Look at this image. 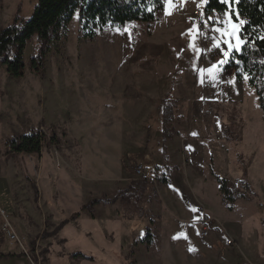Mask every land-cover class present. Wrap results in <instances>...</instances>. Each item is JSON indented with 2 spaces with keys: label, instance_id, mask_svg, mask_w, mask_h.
<instances>
[{
  "label": "rangeland",
  "instance_id": "374dc122",
  "mask_svg": "<svg viewBox=\"0 0 264 264\" xmlns=\"http://www.w3.org/2000/svg\"><path fill=\"white\" fill-rule=\"evenodd\" d=\"M36 1L0 0V30L15 16L27 20ZM204 6L205 0H165L158 21L108 24L92 39L82 37L75 12L65 35L50 44L42 77L28 65L35 38L25 46L22 77H10L0 65V208L18 237L0 234L4 252L22 255L27 264H125L129 246L148 227L154 241L137 245L136 264H199L200 245L221 247L229 224L240 241L233 239L232 253L218 252L219 259L264 264V118L245 79L236 81L233 69L222 65L221 74L209 67L239 48L241 19L207 15ZM233 24L235 34L225 35ZM167 93L176 100L175 134L163 151L161 101ZM36 131L57 136V143L8 152V139ZM163 165L179 167L168 184L153 179L157 197L146 193L136 212L119 200L96 205L93 216L81 210L89 200L113 198L132 179L154 178ZM139 167L144 172L138 174ZM217 178L250 199L226 205ZM246 182L250 190L243 188ZM184 184L218 226L208 237L198 233L200 218L190 219ZM122 211L132 218L123 219ZM145 212L157 216L154 226ZM75 252L93 262L72 257Z\"/></svg>",
  "mask_w": 264,
  "mask_h": 264
},
{
  "label": "trees",
  "instance_id": "16d2710c",
  "mask_svg": "<svg viewBox=\"0 0 264 264\" xmlns=\"http://www.w3.org/2000/svg\"><path fill=\"white\" fill-rule=\"evenodd\" d=\"M165 8V0H37L30 17L27 20H19L16 16L11 24L0 30V65L5 66L10 77L20 78L24 75L23 54L26 44L35 38L38 44V52L28 60L29 69L36 75L43 76L44 60L49 52L50 44L64 36L66 27L75 12L78 13L82 37L92 39L96 32L105 25H125L134 21L151 24L159 20ZM205 12L227 13L233 21H243L238 25L240 44L238 50L233 49L227 58L225 67L233 69L235 80H246L258 98V107L264 118V0H205ZM247 77V78H245ZM176 100L171 93H167L161 101V134L162 150L165 151V142L172 138L175 131L172 128L173 109ZM57 136L50 137L41 131L32 132L29 135H18L6 142L9 153L19 154L25 151L34 152L45 144H56ZM158 173L150 179H132L123 187L116 189L113 198L108 199L103 195L87 201L81 206L93 216L94 207L98 204H110L119 200L122 206L130 208V212L141 208L140 204L146 193L157 197L153 184L155 179L160 184H168L170 173L177 170L178 166L163 165L155 168ZM222 201L231 206L239 199L249 200L250 196L233 183L222 179H216ZM244 189L250 190L246 182ZM78 213L61 221L56 230L61 229ZM119 215L123 219L132 218L125 212ZM142 215V214H139ZM149 215L150 226H154L157 216L151 212ZM144 216V215H143ZM144 216V217H145ZM144 238L135 240L129 246L125 264H136L134 254L137 245L150 244L154 235L147 227ZM1 234V233H0ZM34 241L32 242V244ZM11 254H0L1 257H11ZM72 257L93 262V258L81 252L71 254ZM249 264V263H243Z\"/></svg>",
  "mask_w": 264,
  "mask_h": 264
},
{
  "label": "crops",
  "instance_id": "0c3cea01",
  "mask_svg": "<svg viewBox=\"0 0 264 264\" xmlns=\"http://www.w3.org/2000/svg\"><path fill=\"white\" fill-rule=\"evenodd\" d=\"M175 12H176V9H173L172 13H175ZM210 14H213V12H209L207 15H210ZM228 21L230 22L229 19H228ZM209 57H210V55H209ZM201 60H202V58H201ZM210 60L212 63L213 60L212 59H210ZM225 64H226V62L224 61L223 63H217L216 66H214V67H212V66H209V67H211V71H214V70L218 71L219 70V74H221V72H220L221 68L219 69L218 66L222 65L221 67L224 68ZM211 65H213V64H211ZM192 71H193L192 74L195 75V77H196V69L193 68ZM182 73H183V71H181V74ZM216 73H218V72H216ZM203 75H205V72ZM194 81H195V78H194ZM186 82L188 85L186 86V89H184V90L187 91L189 85L191 84V81L187 80V81H185V83ZM203 84H205V81L202 80V85ZM181 89H183V88H181ZM183 146L184 147H190V144L185 143V144H183ZM194 154H195V152H192V155H194ZM189 162H190V160H189ZM186 183L188 184V182H186ZM182 186L185 187V184ZM188 187L189 188L191 187L190 184H188ZM186 193L188 194L187 200L192 202V206H193V208L191 209L192 212L190 213V219H192V218L194 219V217H196V219H197V218H200V216H202V215H206V213H205V210L207 209L206 204L201 199H198V197L196 195H193L191 190H188L187 188H186ZM200 206H201V208H200ZM193 209H195L196 211H193ZM224 235H225V239H227V237H228V238H231L232 240L234 239L236 242L240 241V233L236 229L235 226H230L228 224ZM165 244H166V242H165ZM219 246H221V247H217L216 244L214 243V241L211 243V245H208V244L207 245L206 244L200 245V249H201L202 253H198V254L202 257L199 256V260H197L199 262V264H235L234 260L231 258L228 259L227 257H225V258L219 259V257H218V255H220L219 253H221L222 255H224V253L225 254H231L232 253V251H231L232 249H230L229 246L225 245V240H224V244H220ZM3 249H4V246L0 245V254H4V255L5 254H11L12 256L11 257H1L0 258V264H27L26 258H24L22 255L16 254V253H10L9 251L4 252ZM238 264H240V263H238Z\"/></svg>",
  "mask_w": 264,
  "mask_h": 264
},
{
  "label": "built area",
  "instance_id": "2783aa9c",
  "mask_svg": "<svg viewBox=\"0 0 264 264\" xmlns=\"http://www.w3.org/2000/svg\"><path fill=\"white\" fill-rule=\"evenodd\" d=\"M193 17H195L198 21L199 24L204 23L205 21V16L203 14H200L198 11L194 10L192 12ZM223 49H225L226 47L223 46ZM38 52V47L36 45H34L32 47V54L35 55ZM219 131L215 130V137H217V139H219ZM144 172V169L142 167H139L137 169V173L140 174ZM197 225H198V230H199V234L201 237H208L209 234L218 229V226L215 222V220H213L211 217L206 216V215H202L200 217V219L197 220ZM0 233L2 234V236L10 241H18V237L12 227L11 222L9 221V219L7 218V214L0 208ZM225 244L227 246H232L233 240L231 238H228L225 240Z\"/></svg>",
  "mask_w": 264,
  "mask_h": 264
},
{
  "label": "snow or ice",
  "instance_id": "6c2138e0",
  "mask_svg": "<svg viewBox=\"0 0 264 264\" xmlns=\"http://www.w3.org/2000/svg\"><path fill=\"white\" fill-rule=\"evenodd\" d=\"M222 2L223 3H228V0H222ZM209 19H211V18H209ZM241 23H243V21H241ZM232 27H233V32L232 33H225V35H229V36H232V35H234L235 34V30L237 29V25H235V24H233L232 25ZM215 31H218V32H220V31H222V29H220V28H217V29H215ZM215 39V38H214ZM241 43H243V41H241ZM216 46L218 47L219 46V41H217L216 42ZM231 45H229V48L231 49ZM237 50H238V47H237ZM224 55L227 57L228 55H229V53L228 52H225L224 53ZM224 61H221V63H223ZM245 78H247V77H245ZM193 211H196L195 209H193ZM191 250V249H190Z\"/></svg>",
  "mask_w": 264,
  "mask_h": 264
}]
</instances>
